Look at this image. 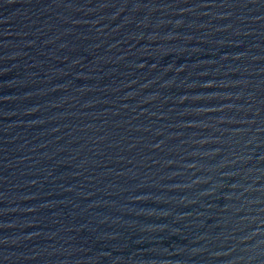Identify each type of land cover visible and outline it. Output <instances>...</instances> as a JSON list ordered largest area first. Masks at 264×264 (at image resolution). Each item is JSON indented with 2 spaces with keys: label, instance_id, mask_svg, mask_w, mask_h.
I'll use <instances>...</instances> for the list:
<instances>
[{
  "label": "water",
  "instance_id": "1",
  "mask_svg": "<svg viewBox=\"0 0 264 264\" xmlns=\"http://www.w3.org/2000/svg\"><path fill=\"white\" fill-rule=\"evenodd\" d=\"M0 264H264V0H0Z\"/></svg>",
  "mask_w": 264,
  "mask_h": 264
}]
</instances>
